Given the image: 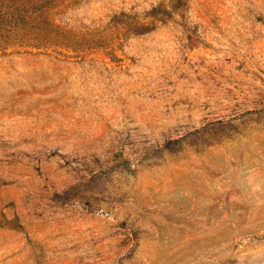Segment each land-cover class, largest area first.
I'll return each instance as SVG.
<instances>
[{
	"label": "rangeland",
	"instance_id": "rangeland-1",
	"mask_svg": "<svg viewBox=\"0 0 264 264\" xmlns=\"http://www.w3.org/2000/svg\"><path fill=\"white\" fill-rule=\"evenodd\" d=\"M49 10L105 45L0 34V264H264V0Z\"/></svg>",
	"mask_w": 264,
	"mask_h": 264
},
{
	"label": "trees",
	"instance_id": "trees-1",
	"mask_svg": "<svg viewBox=\"0 0 264 264\" xmlns=\"http://www.w3.org/2000/svg\"><path fill=\"white\" fill-rule=\"evenodd\" d=\"M159 4L150 7L143 14L150 17L149 21L136 20L133 24H124L123 31L140 34L151 28L154 13ZM128 16V15H126ZM135 18L134 16H128ZM49 10V0H0V34L2 40L13 35L15 45H29L36 48L50 45H64L67 47H103L104 39L97 35H84L79 39H72L64 27L53 21ZM137 19V17H136ZM151 23V24H150ZM6 37V38H5ZM71 38V39H69Z\"/></svg>",
	"mask_w": 264,
	"mask_h": 264
}]
</instances>
